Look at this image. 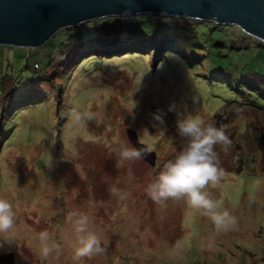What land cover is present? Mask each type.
I'll use <instances>...</instances> for the list:
<instances>
[{"label":"rangeland","instance_id":"1","mask_svg":"<svg viewBox=\"0 0 264 264\" xmlns=\"http://www.w3.org/2000/svg\"><path fill=\"white\" fill-rule=\"evenodd\" d=\"M157 17L164 27L178 25L170 18L185 29L191 23ZM213 33L228 43L239 39L244 49L237 56L224 50L211 67L203 51L214 59L217 45L182 41V53H165L169 41L158 34L152 42L133 37L136 53L87 51L51 69L58 32L43 46L27 48V60L24 48L0 52V67L8 61L18 83L17 92L0 101V198L15 212L13 227L0 233V255L12 253L16 264H264V47L244 32ZM81 34L86 45L90 33ZM226 58L229 68L213 76ZM158 110L163 123L152 119ZM189 115L222 128L230 140L214 145L225 175L206 186L236 219L226 230L218 231L184 197L158 204L145 192L185 146L175 124ZM127 128L156 153L155 166L121 159V148L130 144ZM81 214L103 250L75 258ZM40 231L58 240L48 239L47 257L41 244L31 243Z\"/></svg>","mask_w":264,"mask_h":264},{"label":"water","instance_id":"2","mask_svg":"<svg viewBox=\"0 0 264 264\" xmlns=\"http://www.w3.org/2000/svg\"><path fill=\"white\" fill-rule=\"evenodd\" d=\"M142 14L237 27L264 43V0H0V47L35 49L63 29ZM126 130L132 145L146 148L134 130ZM142 159L155 166L156 153Z\"/></svg>","mask_w":264,"mask_h":264},{"label":"clouds","instance_id":"3","mask_svg":"<svg viewBox=\"0 0 264 264\" xmlns=\"http://www.w3.org/2000/svg\"><path fill=\"white\" fill-rule=\"evenodd\" d=\"M174 110L169 105V111ZM79 120L80 116L77 115ZM152 119L163 123V112L152 113ZM179 136L186 138V144L173 159L166 161L162 168L147 183V196L158 204H163L169 198L184 197L186 204L192 209H203V214L210 218L215 228L226 230L235 225L236 219L227 209L221 208V201L211 198L206 190L207 185H216L225 175L219 167L216 144H229L230 140L222 128L212 123L204 124L197 116L189 115L175 124ZM150 147L140 148L132 145L121 148L119 155L122 160L143 158ZM74 214H70V217ZM15 212L12 204L0 198V233L8 232L14 224ZM88 217L81 214L76 219L77 240L74 246V257L91 255L94 251H102L101 241L94 232L87 231ZM40 255L47 257L51 252L47 241V231H40Z\"/></svg>","mask_w":264,"mask_h":264},{"label":"trees","instance_id":"4","mask_svg":"<svg viewBox=\"0 0 264 264\" xmlns=\"http://www.w3.org/2000/svg\"><path fill=\"white\" fill-rule=\"evenodd\" d=\"M159 20V17H152L148 14H142L131 18L108 17L104 19H97L96 21L92 22H86L85 24L79 25L77 27L63 29L57 36L59 40L57 42L53 41L51 44V53L49 54L48 67L52 69L54 64L58 65L59 62L57 60L62 62L61 67L63 63H66V65H71L75 63V60L78 57L80 58L82 54H85L87 51H90V53L92 52V54L94 55L96 52L101 51L103 56L121 54L123 52L136 53L139 51L137 48L138 44L134 42L133 37L141 39L145 38L148 41L152 42L155 36L158 34L160 35V37H164L169 41L167 42V44H164L166 51L165 53L173 51L182 53V49L181 47H179L182 41L184 43H188V41L191 40V43L194 46H199L202 41H206L207 43L210 42L212 46L214 44L217 45L218 49L212 51L213 56H215L214 59L213 57L210 58L209 53L207 52L208 50L203 51L207 54L208 58L206 60L208 61V63L210 62L211 67H214L216 58H218L216 56H222L221 53L224 50H227L228 52H234V54L237 56V52L244 49L243 46H245L242 45V42H240L239 39L237 41L230 40V43H228L227 41L223 40L219 34L213 33V31H216L217 33H219L220 31L225 32L227 29L233 33H236V31L241 32L239 29L235 27L233 28L232 26H230L229 28V26L226 25L220 26L215 23L212 24L208 22H200L197 20L193 21L189 19L188 22H191L190 26L185 29L181 24L178 23L179 19L178 21H174L172 20V18H170V22H177L178 25L171 24L170 26L166 27H164ZM83 29H87L90 33V35L87 36V38L89 39L86 45L82 44L84 41V38L81 34ZM123 38H125V41H123ZM172 40H174L173 43H171ZM195 41H197L198 43H195ZM258 43L259 46L264 47L263 42L258 41ZM202 46L203 45H200L199 47ZM8 49L11 48L0 47V52L2 53L3 50ZM29 51L31 50L27 49V51H25L24 56L26 60L31 56ZM226 52H223V56H226ZM26 54H28V56H26ZM183 57L187 58V56L185 55H183ZM203 62H205V60ZM34 63L35 62H33V64ZM230 63L231 62L228 59L223 63V66H219L217 62L215 67L219 69L217 70L213 68V76H215L216 73L220 72H223L224 74V70L222 69H228V66L231 65ZM2 64L3 65H1L0 67V97L4 98L5 96V99L0 101L6 102V96L14 93L18 88L17 72L11 66V64H9L8 61H5L4 63L2 62ZM203 66H206V63H203L202 67ZM57 67L59 68V65ZM49 75L50 74L47 73V76ZM44 76L45 75H42L40 79L46 81ZM262 78L264 79V75H262ZM242 82L243 81H240V84ZM245 82L246 81H244L243 83ZM218 116L220 118L221 114L217 113L216 119L218 118ZM253 145L254 143L251 146ZM53 235L54 234H52V236L51 234L49 235L50 242H57V237H54ZM48 242L49 241H47V243ZM31 243L35 246L40 244L39 237L36 238L34 242L31 241ZM6 258H9L10 264H16L14 262L13 254L9 252L2 253L0 255V264H6Z\"/></svg>","mask_w":264,"mask_h":264}]
</instances>
